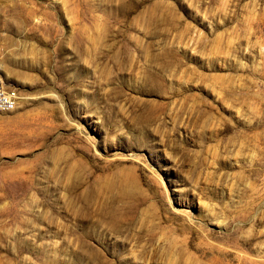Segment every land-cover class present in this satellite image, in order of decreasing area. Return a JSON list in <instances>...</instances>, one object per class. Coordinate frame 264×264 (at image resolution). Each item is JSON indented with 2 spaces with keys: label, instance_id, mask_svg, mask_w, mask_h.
<instances>
[{
  "label": "rangeland",
  "instance_id": "rangeland-1",
  "mask_svg": "<svg viewBox=\"0 0 264 264\" xmlns=\"http://www.w3.org/2000/svg\"><path fill=\"white\" fill-rule=\"evenodd\" d=\"M0 75V264H264V0H0Z\"/></svg>",
  "mask_w": 264,
  "mask_h": 264
},
{
  "label": "built area",
  "instance_id": "built-area-1",
  "mask_svg": "<svg viewBox=\"0 0 264 264\" xmlns=\"http://www.w3.org/2000/svg\"><path fill=\"white\" fill-rule=\"evenodd\" d=\"M20 95L17 88L7 83L0 75V110H9L14 108Z\"/></svg>",
  "mask_w": 264,
  "mask_h": 264
},
{
  "label": "bare ground",
  "instance_id": "bare-ground-1",
  "mask_svg": "<svg viewBox=\"0 0 264 264\" xmlns=\"http://www.w3.org/2000/svg\"><path fill=\"white\" fill-rule=\"evenodd\" d=\"M2 74V73H1Z\"/></svg>",
  "mask_w": 264,
  "mask_h": 264
}]
</instances>
